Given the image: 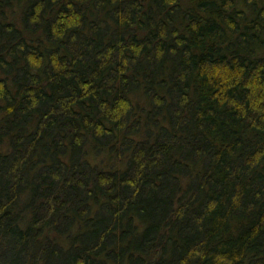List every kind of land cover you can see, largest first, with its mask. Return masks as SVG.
Wrapping results in <instances>:
<instances>
[{"label": "trees", "instance_id": "16d2710c", "mask_svg": "<svg viewBox=\"0 0 264 264\" xmlns=\"http://www.w3.org/2000/svg\"><path fill=\"white\" fill-rule=\"evenodd\" d=\"M0 264H264V0H0Z\"/></svg>", "mask_w": 264, "mask_h": 264}]
</instances>
